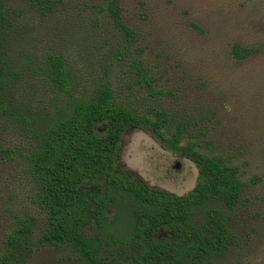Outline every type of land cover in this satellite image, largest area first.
I'll list each match as a JSON object with an SVG mask.
<instances>
[{"label":"trees","instance_id":"trees-1","mask_svg":"<svg viewBox=\"0 0 264 264\" xmlns=\"http://www.w3.org/2000/svg\"><path fill=\"white\" fill-rule=\"evenodd\" d=\"M10 1L0 0V164L21 163L40 218L15 219L0 263L22 264L40 246L69 248L83 264L118 259L123 264H213L223 259L237 244L232 218L248 202V183L238 167L202 153L196 141L179 146L188 123L157 108L155 98L162 91L138 59L129 62L127 84L153 105L132 110L116 101L110 67L125 59L135 40L121 19L118 0H101L99 11L123 44L100 66L99 76L78 90L63 56L48 53L34 68L27 66V89L20 84L22 95L30 93L25 102L14 97L22 67L10 57L13 16L18 15ZM17 1L39 17L64 5L63 0ZM230 53L241 60L250 51L234 44ZM138 127L194 164L197 179L189 192L177 196L152 188L121 169L119 141ZM5 132L24 136L25 145L1 142ZM119 206L126 207L129 219L124 239L109 231L113 219L106 216V209Z\"/></svg>","mask_w":264,"mask_h":264},{"label":"rangeland","instance_id":"rangeland-1","mask_svg":"<svg viewBox=\"0 0 264 264\" xmlns=\"http://www.w3.org/2000/svg\"><path fill=\"white\" fill-rule=\"evenodd\" d=\"M63 1L58 12L45 17L10 1L18 12L13 16L16 32L10 57L22 67L14 92L17 102L30 96L21 92V85L27 89L30 80L27 66L34 68L46 54L63 56L81 90L99 76L100 66L121 43L99 11L101 0ZM118 4L135 40L125 59L110 67L108 80L116 101L132 110L153 105L141 90L127 84L129 62L138 59L162 91L155 98L157 108L188 123L179 146L196 141L202 153L238 167L248 183V202L232 218L237 244L213 264H264V0H118ZM234 44L249 50V55L235 59L230 53ZM2 136L1 142L10 147L25 145L19 134ZM118 162L130 176L173 195H184L196 184L194 164L140 127L122 135ZM31 190L20 162L0 164V255L16 218H40ZM106 212L113 219L109 231L124 239L126 207ZM22 264L83 262L69 248L40 246Z\"/></svg>","mask_w":264,"mask_h":264}]
</instances>
